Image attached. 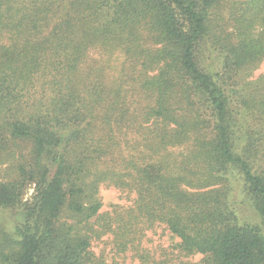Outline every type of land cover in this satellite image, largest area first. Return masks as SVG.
Wrapping results in <instances>:
<instances>
[{
  "label": "trees",
  "instance_id": "16d2710c",
  "mask_svg": "<svg viewBox=\"0 0 264 264\" xmlns=\"http://www.w3.org/2000/svg\"><path fill=\"white\" fill-rule=\"evenodd\" d=\"M97 48L125 55L115 87ZM263 58L264 0H0V264H105L106 235L141 264H264V87H239ZM102 185L133 206L101 212ZM156 224L172 257L140 247Z\"/></svg>",
  "mask_w": 264,
  "mask_h": 264
},
{
  "label": "rangeland",
  "instance_id": "374dc122",
  "mask_svg": "<svg viewBox=\"0 0 264 264\" xmlns=\"http://www.w3.org/2000/svg\"><path fill=\"white\" fill-rule=\"evenodd\" d=\"M125 55L122 49L115 50L105 49H92L88 52V55L83 63V67H93V70L100 71L101 79L108 87H115L119 82V77L122 75V68L124 64ZM244 86L246 88H255V90H249L256 93V88L264 87V58L258 61L249 70L243 71L239 78V87ZM28 146L23 144L21 151L16 152V155L26 154ZM129 150V149H127ZM126 150V153H127ZM130 151V150H129ZM128 151V152H129ZM187 154V148L185 146L170 147L167 150L161 152L160 158H164L166 163L170 166L176 167L183 160H181ZM16 177L15 169L11 166V162L0 164V182L10 181ZM34 186L28 184L22 192V201L30 202L34 194ZM99 196L101 199V212H113L116 207L126 209L133 206L136 194L127 190L118 189L112 186H100ZM13 217L15 213L10 211ZM11 220L10 215L0 214V241L6 230L1 228L2 226L8 227V223ZM3 230V231H2ZM179 239L169 232L164 224H156L152 228L145 231V234L140 239V247L147 251L154 260L163 259L164 255L172 257V253L175 252V245ZM91 251L96 258L101 259L105 264H141L140 259L136 256L133 250H126L125 252H118L112 241V236L106 235L100 239H94L91 242ZM200 256L186 257L184 259L197 261ZM152 261V259H150ZM150 261V262H151Z\"/></svg>",
  "mask_w": 264,
  "mask_h": 264
}]
</instances>
